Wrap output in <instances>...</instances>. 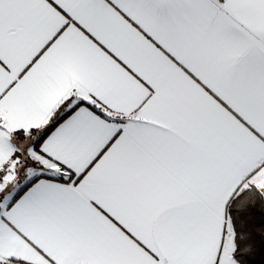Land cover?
Returning <instances> with one entry per match:
<instances>
[{"label":"snow or ice","instance_id":"6c2138e0","mask_svg":"<svg viewBox=\"0 0 264 264\" xmlns=\"http://www.w3.org/2000/svg\"><path fill=\"white\" fill-rule=\"evenodd\" d=\"M0 264H264V0H0Z\"/></svg>","mask_w":264,"mask_h":264}]
</instances>
